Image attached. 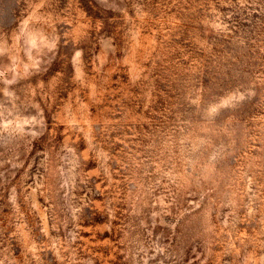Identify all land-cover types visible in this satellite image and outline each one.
Returning a JSON list of instances; mask_svg holds the SVG:
<instances>
[{
  "label": "rangeland",
  "instance_id": "374dc122",
  "mask_svg": "<svg viewBox=\"0 0 264 264\" xmlns=\"http://www.w3.org/2000/svg\"><path fill=\"white\" fill-rule=\"evenodd\" d=\"M0 264H264V0H0Z\"/></svg>",
  "mask_w": 264,
  "mask_h": 264
}]
</instances>
